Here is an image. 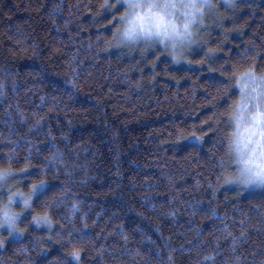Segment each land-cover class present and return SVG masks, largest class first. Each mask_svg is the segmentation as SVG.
Instances as JSON below:
<instances>
[{
  "label": "clouds",
  "instance_id": "9594fccd",
  "mask_svg": "<svg viewBox=\"0 0 264 264\" xmlns=\"http://www.w3.org/2000/svg\"><path fill=\"white\" fill-rule=\"evenodd\" d=\"M4 4L0 0V19L9 11ZM245 4L253 7L249 0H49L44 14L59 29L90 12L89 50H111L129 60L138 56L141 62L151 57L157 67L162 59L172 68L194 69L198 58L214 69L203 92L202 80L194 79L187 88L167 90L164 103L183 101L187 109L208 105L216 142L212 134L202 140L188 135L189 126L175 120L172 136L187 135L198 147L209 143L216 173L208 183L251 197L264 196V30L248 33L238 48L227 43L243 27L235 20ZM5 22L9 28L0 29V264H264V199L226 210L222 219L216 205L207 206L209 223L217 222L213 232L193 223L176 245L156 235L143 212L136 223L125 224L126 205L111 213L97 209L84 195L95 165L89 141L76 137L71 127L76 113L59 125L50 115L67 114L71 98L87 83L77 55L69 54L55 79L45 74L43 62L35 71L15 67L8 58L32 55L35 61L39 48L34 39L29 43L33 34L23 25ZM128 70L121 72L126 76ZM145 79L126 83L136 91ZM106 132L109 140H119L111 125ZM170 181L167 196L142 199L145 211L174 218L180 205L189 210Z\"/></svg>",
  "mask_w": 264,
  "mask_h": 264
},
{
  "label": "trees",
  "instance_id": "16d2710c",
  "mask_svg": "<svg viewBox=\"0 0 264 264\" xmlns=\"http://www.w3.org/2000/svg\"><path fill=\"white\" fill-rule=\"evenodd\" d=\"M47 3L49 0H5L3 6L9 11L0 19V29L9 28L5 21H11L23 25L33 34L29 43L34 39L39 48L35 61L32 55H22L15 60L8 58L11 65L22 70L35 71L43 62L47 66L45 74L55 79L69 54L76 53L81 74L87 83L79 96L71 98L67 114L58 112L50 115L52 123L59 125L71 119L73 111L76 113V123L71 127L76 137L89 141L88 146L92 149L89 158L95 165L92 182L84 195L96 204L97 209L107 208L111 213L120 211L126 205L121 216V222L125 224L136 223V217L143 212L145 219L158 229L156 235L168 237L176 245L182 243L192 230L193 223L202 226L205 233L213 232L217 222L209 223L213 218L208 215L207 206L216 205L222 219L226 210L264 199V196L255 194L245 197L243 192L238 194L223 183L219 187L210 185L208 181L215 178L216 169L212 167L209 143L198 147L188 142L187 135L172 136L175 120L181 127L189 126L188 135H199L202 140L212 134V143L216 142L215 130L209 125L205 111L208 105L197 103L187 109L183 101L179 106L164 103V97L169 94L167 90L175 92L178 87L187 88L194 79L202 80L199 91L203 92L205 86L211 83L208 73L214 69L199 64L198 58L193 59L194 69L183 66L172 68L162 59L157 67L151 57L147 62H141L138 56L129 60L111 50L107 54L89 50L86 43L94 34V26L87 19L91 13L86 11L77 23L57 29L44 14ZM249 3L253 7L245 4L235 20L243 27L227 42L232 48L240 47V40L248 33L264 30V2L249 0ZM217 34L213 33V38ZM5 47L10 48L11 45L5 42ZM156 55L162 56L163 53L157 52ZM126 68L130 70L125 76L121 70ZM149 70L155 72V81L151 79ZM118 72L121 74L118 75ZM142 77L146 78L144 86L136 91L126 83V79L139 81ZM48 83V80L44 81V84ZM109 125L119 133L118 141L108 139L106 129ZM165 172L167 175H164ZM169 177L174 184L173 192L183 197L189 210L180 205L181 210L174 218L145 211L144 197L150 194L152 202L168 195L166 185ZM197 180L201 181L199 186ZM243 210L249 211L247 208ZM231 214L237 216L235 211ZM97 234H100L99 228ZM54 251V248H49V252Z\"/></svg>",
  "mask_w": 264,
  "mask_h": 264
}]
</instances>
